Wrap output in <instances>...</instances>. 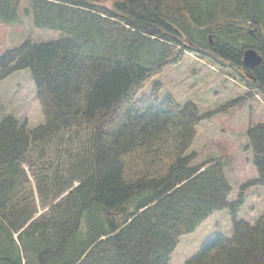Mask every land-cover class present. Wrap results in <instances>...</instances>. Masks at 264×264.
<instances>
[{"label": "trees", "instance_id": "obj_1", "mask_svg": "<svg viewBox=\"0 0 264 264\" xmlns=\"http://www.w3.org/2000/svg\"><path fill=\"white\" fill-rule=\"evenodd\" d=\"M22 1L0 0V23L18 24ZM30 1L35 26L64 37L0 57V83L30 69L44 115L32 130L0 122V264H170L181 237L225 209L233 236L186 264H264V214L237 219L245 192L264 187V125L247 133L258 179L230 203L223 165L187 153L206 118L197 105L157 86L139 96L192 49L264 94V65L249 71L242 56L264 57V0ZM40 205L53 216L35 223Z\"/></svg>", "mask_w": 264, "mask_h": 264}, {"label": "rangeland", "instance_id": "obj_2", "mask_svg": "<svg viewBox=\"0 0 264 264\" xmlns=\"http://www.w3.org/2000/svg\"><path fill=\"white\" fill-rule=\"evenodd\" d=\"M30 2L22 1L18 24L0 23V57L26 41L38 44L64 37L59 32L35 26ZM255 29L248 27L247 31L252 33ZM244 77H247L245 70H238L228 62H216L192 49L185 53L179 64L169 66L139 93V96H149L157 86L161 99L172 96L181 106L189 102L197 105L203 118H206L197 127V137L187 153L194 154V166L205 162L223 165L228 182L233 187L230 203L237 202L242 186L258 179L256 155L247 133L250 128L264 125V94L250 90ZM8 115L25 122L31 130L44 124L30 69L17 71L0 83V122ZM25 169L30 176V169ZM245 194V203L237 219L254 225L264 214V187L252 186ZM52 216L49 206L40 205L34 221L39 223ZM232 218L230 209L216 212L195 232L181 237L170 264H186L198 254L204 242L216 234L231 238L234 234Z\"/></svg>", "mask_w": 264, "mask_h": 264}, {"label": "water", "instance_id": "obj_3", "mask_svg": "<svg viewBox=\"0 0 264 264\" xmlns=\"http://www.w3.org/2000/svg\"><path fill=\"white\" fill-rule=\"evenodd\" d=\"M209 40L211 41V43H213L211 36L209 37ZM242 56L245 68L250 71L258 69L259 67L264 65L263 55H260L259 52L253 48L245 50Z\"/></svg>", "mask_w": 264, "mask_h": 264}, {"label": "bare ground", "instance_id": "obj_4", "mask_svg": "<svg viewBox=\"0 0 264 264\" xmlns=\"http://www.w3.org/2000/svg\"><path fill=\"white\" fill-rule=\"evenodd\" d=\"M30 224V223H29Z\"/></svg>", "mask_w": 264, "mask_h": 264}]
</instances>
